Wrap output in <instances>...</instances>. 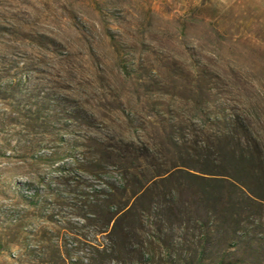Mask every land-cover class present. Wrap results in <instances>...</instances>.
<instances>
[{"label":"rangeland","instance_id":"obj_1","mask_svg":"<svg viewBox=\"0 0 264 264\" xmlns=\"http://www.w3.org/2000/svg\"><path fill=\"white\" fill-rule=\"evenodd\" d=\"M42 1L0 0V75H27L32 98L22 106L39 117L0 101V118L22 122L0 135V264L49 258L71 233L94 240L55 166L89 135L156 137L162 118L188 116L192 78L214 88L211 102L237 107L264 143V0H51L49 11ZM151 254L144 264H162Z\"/></svg>","mask_w":264,"mask_h":264},{"label":"trees","instance_id":"obj_2","mask_svg":"<svg viewBox=\"0 0 264 264\" xmlns=\"http://www.w3.org/2000/svg\"><path fill=\"white\" fill-rule=\"evenodd\" d=\"M50 1H42L48 11ZM63 9L71 11L66 4ZM197 81L186 90L188 116L162 118L156 137L89 135L69 144L70 159L55 166L56 178L70 188L75 215L94 240L71 233L70 242L48 247L49 258L27 264H144L153 259L151 251L162 264H203L213 257L215 264L257 263L264 252L263 139L237 107L211 102L214 88ZM27 85V75H0V101L38 120L22 106L32 98ZM18 116L0 118V135L22 124Z\"/></svg>","mask_w":264,"mask_h":264}]
</instances>
